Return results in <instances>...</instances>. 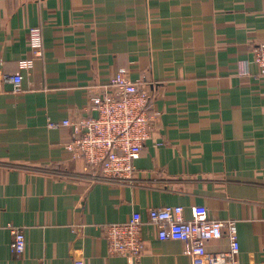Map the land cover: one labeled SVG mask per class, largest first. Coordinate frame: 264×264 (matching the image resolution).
<instances>
[{"label": "crops", "instance_id": "1", "mask_svg": "<svg viewBox=\"0 0 264 264\" xmlns=\"http://www.w3.org/2000/svg\"><path fill=\"white\" fill-rule=\"evenodd\" d=\"M41 27L36 54L30 30ZM264 0H0V264H192L149 210L236 220V264H264ZM121 67L150 94L152 137L132 183L106 181L50 122L96 115ZM8 73L22 75L15 91ZM145 221L143 255L108 250L106 228ZM13 223L26 248L10 250ZM227 235L209 251L229 249Z\"/></svg>", "mask_w": 264, "mask_h": 264}, {"label": "built area", "instance_id": "2", "mask_svg": "<svg viewBox=\"0 0 264 264\" xmlns=\"http://www.w3.org/2000/svg\"><path fill=\"white\" fill-rule=\"evenodd\" d=\"M31 46L36 54L42 52L41 27L30 30ZM255 64L258 74L264 76V42L255 50L247 65ZM5 79L22 90V75L8 73ZM152 95L146 87L139 85L121 67L104 89L91 97L96 115H84L77 119L50 122V127L61 125L73 129V138L65 147L74 157H82L106 181L132 183L135 178V161L140 157L145 143L152 137L155 115L151 110ZM149 222L156 225L160 240L179 239L185 243V253L192 264H236V254L241 244L236 220L210 218L199 213L194 218L184 216V206L168 204L152 207ZM145 221L135 213L128 221L111 222L106 228L108 250L137 262L143 255L142 229ZM13 235L10 250L20 255L26 248V235L22 227L7 223ZM227 235L229 249L209 251L211 240ZM74 264H86L83 254L74 257Z\"/></svg>", "mask_w": 264, "mask_h": 264}]
</instances>
